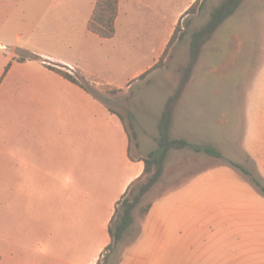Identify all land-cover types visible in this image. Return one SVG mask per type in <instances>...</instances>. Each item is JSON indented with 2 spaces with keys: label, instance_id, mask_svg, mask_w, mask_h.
<instances>
[{
  "label": "crops",
  "instance_id": "crops-1",
  "mask_svg": "<svg viewBox=\"0 0 264 264\" xmlns=\"http://www.w3.org/2000/svg\"><path fill=\"white\" fill-rule=\"evenodd\" d=\"M58 1L0 0V36L15 15H22L27 31L36 29L35 24L25 21L33 5L37 4L40 19ZM97 1L71 0L76 7L72 4L54 17L56 30L58 36L64 32L72 40L75 28L81 25L90 41L100 44L101 52L113 44L118 54L112 61L118 67L115 75L89 67L72 47L63 56V52H44L36 44V49L30 47L40 60L22 62L11 55L1 66L0 110L8 114L16 105L21 108L22 129L29 142L24 139L22 150L14 142L0 143H6L5 149H0V165L7 169L1 176L10 180L8 187H15L9 194L21 196L16 202L10 201L8 210L12 213L7 219L0 217V225L10 228L16 226L15 221L20 223L14 214H23L31 205V195H35L39 206L49 200L64 209L73 208L76 229L74 234L61 237L28 240L12 236L7 241L12 250L0 252V264H97L112 242L110 225L118 202L143 175L144 157L158 147V123L178 82L160 104L150 129L142 125L137 114H129L131 124L126 122L118 109L48 66H63L61 69L70 74L78 73L127 93L125 89L136 85L159 63L178 24L190 16L187 11L198 0H185L179 8L174 7L176 0H119L116 33L111 39L89 30ZM213 8L209 7V14ZM58 14L66 21L58 19ZM170 19L172 23L166 27L163 20ZM164 27L166 37L151 62L144 66L135 63L125 77L121 72L125 62L119 52L143 55L152 42H143L139 36H152ZM18 39L21 41L22 36ZM112 78L121 79L125 87ZM189 85L176 106L171 137L212 147L223 159L236 163L247 157L254 160L259 148L264 147V93L242 96L236 92L194 91ZM240 125L242 129H238ZM7 129L1 127L0 132ZM252 134L259 138L258 143L250 141ZM182 151L170 152L164 175L152 191L167 189L178 179L183 182L152 201L122 264H264V218L249 214L255 205L254 187L231 164L217 163L198 171L203 167L196 161L187 164ZM215 160L208 156L206 161ZM30 180H34L33 187Z\"/></svg>",
  "mask_w": 264,
  "mask_h": 264
},
{
  "label": "rangeland",
  "instance_id": "rangeland-1",
  "mask_svg": "<svg viewBox=\"0 0 264 264\" xmlns=\"http://www.w3.org/2000/svg\"><path fill=\"white\" fill-rule=\"evenodd\" d=\"M184 1L176 0L174 7L179 8L183 5ZM223 1L206 0L203 5L199 6L200 8H197L195 13L186 17L180 24L175 43L168 50L164 65L140 78L136 85L125 89L127 93H123L124 91L113 93V90H115L113 87L104 83L87 80L78 73L72 74V76L82 83L86 91L94 94L107 105L123 113L126 122H130L131 124L129 114H137L142 120L144 127L154 128L160 104L164 101L165 96L174 91L177 82V85H179L182 74L181 68L189 63L192 34L208 22L211 15L209 14L211 10L209 7L214 6V11ZM72 4L75 6L71 0H60L50 5V12L40 19V15L37 13V4H34L32 14L25 20L26 22L29 21L31 25L35 24L36 26V29H31V32L27 31V28L23 26L22 15H15L11 18L8 21V28L4 30V35L0 36V43L5 44L4 48L0 46V69L2 64L7 61L5 59L11 55H14L13 58L15 57L16 60L22 62L40 60L39 56L32 53L30 47L31 45L36 49V44L44 52L53 55H59L63 52L62 55L65 56L67 51L73 49L89 67H96L102 73L107 72L115 75L118 67H115L112 61L117 58L118 54L114 50L113 44L104 46L101 52L99 48L100 44L90 41L87 31H85L86 29H83L81 25H77L75 28L72 40L64 32L58 36L56 18L54 17L62 9L64 11L66 8L69 9ZM59 17L57 18L66 21L65 16L60 15ZM51 21H53L52 24ZM163 21L166 27L172 23L171 19ZM165 29V27L161 28L159 32L152 36H139L142 37L143 42L146 39L152 42L150 50H146L143 55H127L119 52L121 61L125 62L121 71L125 77L136 67L137 63H141L144 66L151 62L156 50H160L163 45L166 37ZM19 35L22 36L21 41L18 39ZM139 37L136 38L139 39ZM105 51H107L106 55H104ZM202 52L203 55L200 56L201 60L199 59L192 72L189 81L190 85L188 83L189 90L221 93L236 92L242 96H246L252 92L264 93V0H246L238 11L225 21L211 40L208 41ZM112 79L116 81L117 85L125 87L121 79ZM16 94L19 96V90H16ZM15 107L8 114H4L0 110V128L4 126L8 128L7 130H3L5 132H0V143L14 142L15 147H20L22 150L24 139L29 142V138L28 136H24L22 129L21 108L17 105ZM242 127L240 125L238 129H242ZM135 134L133 130L132 139ZM258 140L257 136L253 134L250 136L252 143L256 144ZM134 141L133 139L132 152H135ZM5 144L3 145L2 143L0 149H5ZM32 144H34V141H32ZM182 150L184 161L187 164H193L196 161L199 166L203 167L198 171H202V169L211 167L217 163L230 165V160L222 158L210 162L206 161L209 155L203 152L197 153L190 148ZM259 152V155L257 154L254 160L247 157L240 160L238 164L249 170L253 177L257 178L264 186V147L259 148ZM19 153L21 154V152ZM5 164L7 166V163ZM6 171L7 169L0 165V217L2 219H7L8 214L12 213L8 210L9 206H11L10 201L16 202L18 198H21V196L13 195V193L9 194L15 187H8V181L10 180L5 176H1ZM238 171L255 190V200H253L255 205L249 214L253 217L260 216L264 218V192L252 182L250 176L244 174L240 169ZM146 179L145 177L141 183H144ZM182 182L183 180L178 179V181H173L172 186L169 185L167 189L158 190V192L151 190L145 195L141 204L134 212L135 223L132 224L121 241L102 257L103 264L123 263L127 250L133 245L134 238L140 231V223L143 220L141 209L150 205L163 191L171 190ZM30 184L33 187L34 180H30ZM21 185L23 186V183ZM21 185L20 190L22 191L23 187L21 188ZM34 198L35 195H31V205L26 207L23 214L21 211L16 212L18 213L17 215L14 214L15 220L20 221V223L15 221L16 226L10 228L0 225V241H2L0 243V252L8 254L12 250L11 244L7 243L12 236L27 238L29 240L39 236L61 237L74 234L73 230L76 227L73 226L75 225L73 216L76 212L73 208L68 206L64 209L63 206H57L49 200L45 206L43 204L39 206L35 204Z\"/></svg>",
  "mask_w": 264,
  "mask_h": 264
},
{
  "label": "trees",
  "instance_id": "trees-1",
  "mask_svg": "<svg viewBox=\"0 0 264 264\" xmlns=\"http://www.w3.org/2000/svg\"><path fill=\"white\" fill-rule=\"evenodd\" d=\"M200 1L201 0H198L195 4H193V6L187 11V15L195 13L197 8H200L199 6L203 5V3ZM245 1L246 0H224L211 13L208 22L201 29L195 31L192 34L190 41L189 63L185 67L181 68L182 74L180 83L173 95L166 101L160 121L158 123V147L144 158L143 161L145 163V170L143 175L129 186L123 198L118 202L110 225V236L112 242L107 247L106 251H110L117 243H119L134 223L135 210L141 204L145 195L148 194L161 180L162 176L164 175L166 161L172 150L190 148L197 153L203 152L216 159L223 158L222 153L212 147L197 146L189 143L186 140L173 139L171 137V129L176 106L191 79L192 72L200 59L203 47L208 43V41L211 40V38L225 23V21H227L238 11L240 6ZM118 10L119 0H98L93 17L89 23V30L103 39L113 38L116 33L115 23L118 17ZM180 24L181 21L178 24L162 58L160 59L159 63L152 68V70L164 65L168 50L175 43L177 38ZM58 66L54 67L49 65L48 67L58 74L64 76L71 82L83 87L82 83L77 78L61 69L63 66ZM150 71L146 72L140 78H143ZM118 92H120V90H113V93ZM230 164L240 169L244 174L250 176L252 178V182L258 188H260L262 192H264V186L257 178L253 177L249 170L233 161H230ZM145 177L147 178L146 181L141 183ZM149 210L150 205L141 209V215L143 219L148 214ZM97 264H103V261L100 259Z\"/></svg>",
  "mask_w": 264,
  "mask_h": 264
},
{
  "label": "built area",
  "instance_id": "built-area-1",
  "mask_svg": "<svg viewBox=\"0 0 264 264\" xmlns=\"http://www.w3.org/2000/svg\"><path fill=\"white\" fill-rule=\"evenodd\" d=\"M70 74V73H69ZM74 74V73H73ZM72 75V74H71Z\"/></svg>",
  "mask_w": 264,
  "mask_h": 264
}]
</instances>
